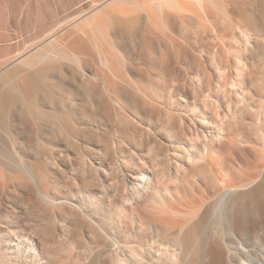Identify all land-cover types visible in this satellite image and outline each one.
I'll use <instances>...</instances> for the list:
<instances>
[{
    "label": "rangeland",
    "instance_id": "rangeland-1",
    "mask_svg": "<svg viewBox=\"0 0 264 264\" xmlns=\"http://www.w3.org/2000/svg\"><path fill=\"white\" fill-rule=\"evenodd\" d=\"M59 1L62 3L60 9L45 8L39 19L19 21L15 33L9 32L6 22L0 20V95L4 106L14 107L9 117L5 116L6 109L0 111V145H14L26 154L28 162L41 168L43 177L39 183L59 203L56 207L34 202L30 206L31 227L38 229L35 235L39 240H36L38 244L41 241L42 247L37 248V253L48 264H59L70 256L79 257L81 262L78 264H107V260L99 257L98 253L102 251L111 228V213L115 215L121 209L119 201L114 202L112 197L125 189L126 194H131L134 183L141 189L147 176L153 177L152 187L156 186L154 181L166 184L174 175L181 179L180 169L172 166L162 173L156 165L157 153L162 146L168 145L167 129L179 126L177 117L174 118L177 121H172L168 115L171 109L185 119L187 129L194 130L199 128L194 119L197 113L192 115L194 96H197L199 111L210 117L216 116L220 110L214 99L225 103L231 100L230 110L237 117L244 111L243 103H238L242 96L240 91L236 96L237 86L232 88L227 82L242 80L247 95L255 92L261 96L260 92H264L263 63L255 70L254 76L251 75L250 53H244L243 48L233 41L232 23L224 22L219 10L213 8L217 12L211 17L204 16L207 20L194 15L190 17L187 13L180 15L183 11L179 10L177 15L175 10L168 18L169 28L163 25L165 17L157 15L151 19L155 22L148 24L154 31L152 36L144 35L145 25L149 22L143 15L136 22L138 25L132 29H116L111 43L104 44L110 61L108 65L101 62L97 51L92 48L91 55L85 57L87 65L80 69L69 61L51 58L69 49L64 37L68 30L53 37L46 35L48 27L73 9L66 0ZM91 1L82 0V3ZM107 1L114 6L116 0H103L106 5ZM198 20L202 21L199 23H202V29ZM260 46L264 47L263 41ZM42 54L48 59L37 62L36 57ZM25 59L33 60V64L24 63ZM40 69L43 70L42 81L50 93L46 94L35 82L30 88H25L27 99L22 102L23 76ZM236 72L243 76H236ZM116 74L161 98L154 102L144 97L150 104L146 107L137 102L135 114L139 117L134 118L131 108L135 107L136 101L131 92L124 89L120 96L125 107L114 101L119 117L110 115L100 101L98 90L104 80L119 83L121 80ZM255 78L258 81L251 86ZM111 95L114 97L113 93ZM4 120L11 121L10 132L1 125ZM111 140L119 142V150L108 148ZM82 156L89 158L93 165L97 161L102 162L106 172L91 170L80 159ZM121 157L130 163L125 177L119 171ZM11 158L16 161L14 155ZM234 168L236 171L240 169L237 165ZM191 171V174H200L196 178H188L189 183L194 181L196 186L182 183L178 188L180 193L189 187L194 198L207 191L213 198L212 189L207 188V181L200 170ZM101 182L109 187L112 197L102 194ZM32 185L36 192L37 184L32 182ZM152 196L154 190L151 191Z\"/></svg>",
    "mask_w": 264,
    "mask_h": 264
},
{
    "label": "bare ground",
    "instance_id": "bare-ground-1",
    "mask_svg": "<svg viewBox=\"0 0 264 264\" xmlns=\"http://www.w3.org/2000/svg\"><path fill=\"white\" fill-rule=\"evenodd\" d=\"M66 2L73 9L48 27L46 35L53 37L68 30L64 37L69 49L56 53L51 57L53 60L69 61L81 69L87 65L85 57L90 56L94 48L101 62L108 65L110 61L104 44L111 43L116 29H132L145 15L149 23L144 27V35L152 36L154 31L148 24L157 15L165 17L163 25L169 28L168 18L175 10L177 15L179 10L183 11L180 15L187 13L203 20L204 16L211 17L217 12L216 9L224 22L232 23L233 41L243 48L244 53H250L251 75L254 76L262 63L261 70H264V47L260 46L264 42V0H116L114 6L108 1L106 5L103 0H93L89 4H83L82 0ZM61 4L59 0H0V20L6 22L9 32L15 33L19 21L39 19L45 8L60 9ZM93 11L96 12L92 14ZM180 20H183L181 16ZM197 22L202 29V23L199 24L202 21ZM47 59L43 54L36 57L37 62ZM23 62L33 64L29 59ZM42 71L23 76L22 102L27 99L25 88H30L35 82L46 94L50 93L42 81ZM238 75L243 76L236 72ZM115 76L121 80L119 83L104 80L98 90L100 101L110 115L119 117L114 101L125 107L120 96L124 89L131 92L136 101L135 107L131 108L134 118L139 117L135 114L137 102L146 107L150 104L144 97L154 102L160 97L139 84L122 80L119 74ZM257 81L255 78L251 86H255ZM227 84L232 88L237 86L235 95L242 96L238 103H243L244 111L237 117L230 110L231 100L225 103L218 99L213 101V98L211 100L218 104L220 110L216 116L210 117L199 111L197 96L192 98V115L197 113L194 119L199 128L187 129L180 114H174L172 109L168 113L172 121H177L174 120L177 117L179 126L167 129L168 145L162 146L157 153L156 165L162 173L172 166L180 169L181 179L174 175L166 184L154 181L156 186L152 187L153 177L147 176L141 189L134 183L131 194H126L125 189L113 197L109 187L101 182L102 194L110 195L114 202L118 200L121 204L119 212L111 213L109 217L111 228L102 251L98 253L99 257L107 260V264H264V92H260L261 96L255 92L247 95L242 80H231ZM3 100L0 95V111L6 109L5 116L9 117L14 107L10 103L11 107L4 106ZM1 125L10 132V120H4ZM108 148L119 150L120 144L111 140ZM25 156L14 145H0V264H48L37 253L41 241L38 244L36 240L38 229L31 227L29 209L33 202L54 207L59 203L39 183L43 177L42 169L28 162ZM80 159L96 173L100 170L106 172L102 162L94 164L96 169L89 158L82 156ZM129 164L121 157L119 171L123 177L129 171ZM235 165L240 168L238 171ZM192 169L200 170L207 181V188L212 189L213 198L209 197V191L194 198L189 187L180 193L178 188L182 183L195 185L194 181L189 183L188 178H196L200 174H191L189 171ZM103 174L107 178V174ZM32 182L37 184L36 192ZM152 190L154 196L151 197ZM79 262V257L70 256L59 264Z\"/></svg>",
    "mask_w": 264,
    "mask_h": 264
}]
</instances>
